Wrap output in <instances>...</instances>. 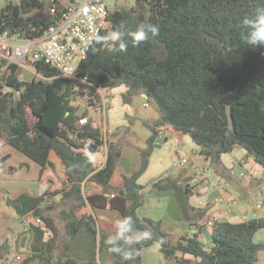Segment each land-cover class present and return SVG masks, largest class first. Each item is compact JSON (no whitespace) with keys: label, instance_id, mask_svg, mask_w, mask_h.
<instances>
[{"label":"trees","instance_id":"1","mask_svg":"<svg viewBox=\"0 0 264 264\" xmlns=\"http://www.w3.org/2000/svg\"><path fill=\"white\" fill-rule=\"evenodd\" d=\"M54 4L58 0L49 4L45 0L7 2L0 9V33L22 40L41 37L56 23V17L49 13ZM261 6L264 0H134L130 8L108 10V27L98 35L116 30L121 23L130 31L142 23L155 24L159 35L135 47L129 43L126 52L118 51L111 43L94 40L76 67V77L86 78L85 82L63 78L41 62L29 63L37 76L21 81L20 67L12 64L1 72L0 63V137L38 164L40 175L58 160L65 167L66 187L69 186V190L61 191L62 199L76 201L74 208L88 203L116 210L123 217L131 216L134 228L152 234L151 239L134 248L158 244L164 264H256L264 245L254 243L253 238L264 229V220L216 224L206 251L198 232L173 244L170 235L161 230L160 222L140 219L137 210L144 203V187L138 179L148 167L157 145L158 128L163 126L188 136L199 147V154L212 164L222 154L243 149L264 174V47L246 44L241 24ZM122 85L128 89L122 97L124 103L144 94L154 104L158 118L147 125L151 136L140 151L138 168L123 176L121 195L114 192L111 178L122 143L108 145L105 164L96 170L90 156L104 145L103 135L85 120L87 111L81 112L73 102L79 92H85L88 107L94 102L99 104V90ZM128 130L127 126L119 127L113 134L124 136ZM86 179L113 195L84 199L81 184ZM151 187L173 191L184 219L204 217L205 209L189 203L191 187L179 184L178 178L167 175L153 180ZM44 197L21 194L8 205L20 217L31 213L39 218ZM74 208L60 214L66 237L59 238L55 251L32 255L21 264L35 259L50 264H96L71 258L67 254L71 241L85 226L99 235V249L108 250L105 241L114 233L97 230L92 215L78 218ZM7 253L5 243L0 244V264ZM109 254L111 264L129 262Z\"/></svg>","mask_w":264,"mask_h":264},{"label":"crops","instance_id":"2","mask_svg":"<svg viewBox=\"0 0 264 264\" xmlns=\"http://www.w3.org/2000/svg\"><path fill=\"white\" fill-rule=\"evenodd\" d=\"M58 3L66 4L62 0ZM127 91L124 85L109 90L101 89L98 91L99 104L94 102V106H79L81 112L87 111L85 120L91 121L93 127L99 128L104 138V145L90 156L96 170L104 166L109 144H116L122 138L126 142L136 139V145L141 146L137 147L138 150H144L151 136L147 125L151 126L158 118L154 104L141 93L131 97L130 102L126 104L122 97ZM139 99L143 100L141 105ZM130 121L132 127L142 132L143 137L135 136L133 129L130 136L113 134L116 128L126 127ZM3 140L0 138V160L5 158L0 165V244L5 243L8 252L3 264L15 256H20L22 263L32 255L54 252L59 238L66 237L65 223L60 214L74 208L76 201L62 199L61 191L64 188L69 190V186L66 187L65 167L58 160H55L52 168L46 169L44 174L40 175L41 167L38 164L13 147L9 148ZM134 153L127 154L130 159L125 162L123 158L126 154L121 153L115 167L111 185L117 194L122 193L123 176L131 175L138 168L137 154ZM181 159H187L188 163L181 165ZM194 167L200 168L199 172H196ZM202 168H206V172ZM167 175L178 178L179 184L191 187L193 195L189 203L194 208L205 209L202 219H184L173 191H158L151 187L153 180ZM205 175L214 185L213 188H204ZM138 184L144 187V196L148 195L149 199L147 202L144 197L143 205L137 210L138 217L160 222L161 230L170 235L173 244L198 232L199 239L208 246L212 234V229L205 225L208 218H214L216 224L225 221L243 223L264 220V208L259 210L255 207L264 196L262 168L243 149L238 148L222 154L219 161L210 164L209 160L199 154V147L188 136L170 126L158 128L156 148L149 158L146 171L138 179ZM21 194L30 197L45 196L46 201L41 205L42 214L39 218L31 213L20 217L12 211L8 202ZM81 194L84 199L92 195H113L88 179L81 184ZM219 198L223 201L218 202ZM232 200H235L237 205L229 210L226 205ZM74 209L78 218L92 215L96 220L97 230L101 229L107 233H114L115 222L124 218L116 210L92 207L88 203L80 209ZM253 241L264 245V229L255 233ZM137 251L139 254L129 260L128 264H164L158 244ZM67 254L79 262L111 264L109 251L99 249V235L93 234L85 226L79 229L71 241ZM259 261L257 254L256 264H259ZM28 264L50 263L47 260L35 259Z\"/></svg>","mask_w":264,"mask_h":264},{"label":"built area","instance_id":"3","mask_svg":"<svg viewBox=\"0 0 264 264\" xmlns=\"http://www.w3.org/2000/svg\"><path fill=\"white\" fill-rule=\"evenodd\" d=\"M49 13L56 17V23L39 38L22 40L15 35L0 33V63L3 64L1 72L12 64L23 69L26 64L41 62L57 70L63 78L85 82L86 78L76 77V67L92 47L94 34H100L108 27L105 0L58 3L50 7ZM187 163V159L180 161L181 165ZM194 168L199 172L200 168ZM203 170L206 172V168ZM203 180L204 188H213L207 175ZM217 201L223 200L219 198ZM236 205L237 202L232 200L226 206L231 210ZM255 207L259 210L264 208V196ZM36 221L40 223L39 219ZM205 225L213 230L216 221L208 218ZM204 250L209 251L208 246H204ZM21 260L20 256H15L6 264H20Z\"/></svg>","mask_w":264,"mask_h":264},{"label":"clouds","instance_id":"4","mask_svg":"<svg viewBox=\"0 0 264 264\" xmlns=\"http://www.w3.org/2000/svg\"><path fill=\"white\" fill-rule=\"evenodd\" d=\"M246 31L245 43L252 46L264 47V6L257 7L254 13L241 21ZM159 35V27L151 23H142L134 31L121 23L116 30L106 35L94 34L97 43H111L120 52H126L131 43L138 46ZM118 46V47H117ZM134 220L131 216L124 217L115 222V232L107 237L105 243L108 251L122 257L123 260H132L138 255L134 245L152 238L151 232H140L133 227Z\"/></svg>","mask_w":264,"mask_h":264},{"label":"rangeland","instance_id":"5","mask_svg":"<svg viewBox=\"0 0 264 264\" xmlns=\"http://www.w3.org/2000/svg\"><path fill=\"white\" fill-rule=\"evenodd\" d=\"M19 0H0V9L7 3V2H12V3H18ZM51 0H45V2L47 4L50 3ZM63 2L65 3H70L74 0H62ZM75 1H83V0H75ZM59 2V0H58ZM105 4L107 6V9L112 11L114 9H118V8H130L132 6H134V0H105ZM76 63V62H75ZM36 73L35 71L33 70V68L31 66H29L28 64H26V66L22 69L21 68V71H20V75H19V78L21 81H30L32 80L34 77H36ZM4 91H7V89H4ZM75 104H77V106H80L81 108H84V104L86 106L87 104V107H88V98L85 94V92H81V93H78L76 96H75ZM142 99H139V103L141 105L142 103ZM88 102V103H87ZM95 104H93L92 106H94ZM95 109V108H93ZM32 120V119H31ZM127 128L129 129L126 133H125V136L128 135L130 136L131 135V132H132V129L134 130V135L135 136H138L139 138L143 137L142 136V132L136 128V127H132V122L130 121V123H128V126ZM120 135V134H119ZM2 140H3V137H0ZM135 138V137H134ZM4 141V140H3ZM122 143V151L121 153H124L126 155H124V158H123V161H129L130 157L127 155V154H135L134 152H136L137 154V158H138V165H139V160H140V151L141 150H138L137 147H141V146H138L136 145V139L135 140H131V142H126L125 139H120V141ZM144 145V144H143ZM9 148H10V145H9ZM12 148V147H11ZM143 150V149H142ZM2 161L5 160L4 159H1ZM3 163V162H2ZM209 163L211 164V161H209ZM145 199H147V202H148V195L144 196ZM52 199V198H51ZM46 200H44L43 203H45ZM198 201V200H196ZM195 203H198V202H195ZM55 251V250H54ZM258 256L260 258V261H259V264H264V251H260L258 253ZM6 261V259H5ZM6 264V262L4 263Z\"/></svg>","mask_w":264,"mask_h":264},{"label":"water","instance_id":"6","mask_svg":"<svg viewBox=\"0 0 264 264\" xmlns=\"http://www.w3.org/2000/svg\"><path fill=\"white\" fill-rule=\"evenodd\" d=\"M144 96H145V95H144ZM122 194H124V191H123V190H122V193H121V195H122Z\"/></svg>","mask_w":264,"mask_h":264}]
</instances>
